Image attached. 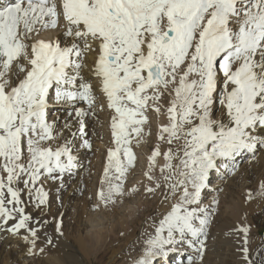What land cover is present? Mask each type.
I'll list each match as a JSON object with an SVG mask.
<instances>
[{"label":"snow or ice","instance_id":"obj_1","mask_svg":"<svg viewBox=\"0 0 264 264\" xmlns=\"http://www.w3.org/2000/svg\"><path fill=\"white\" fill-rule=\"evenodd\" d=\"M57 30L60 35L41 38ZM90 54L91 75L113 113L106 187L98 192L94 210H111L139 192L137 185L125 190L137 159L132 142H142L148 111L161 115L167 96L168 122L159 126L158 140L179 147L163 153L160 179L153 175L159 145L152 151L144 173L152 183L144 193L155 196L163 187L161 203L174 202L152 221L153 233L136 264H159L188 250L195 255L186 257L187 264H203L219 204L216 197L203 203L210 174H233L239 157L255 160L264 150V0H11L0 5V241L22 239L33 257L56 246L45 233V246L37 249L38 234L49 222L26 211L29 204L37 211L47 204L40 181L63 182L77 169L69 137L79 134L83 146L92 148L84 138L85 118L96 116L98 100L82 74ZM58 139L63 144L53 148ZM260 189L264 195V182ZM252 198L249 192L246 200ZM251 228L243 223L233 229L241 264H264V243L250 254ZM55 232L63 236L60 222Z\"/></svg>","mask_w":264,"mask_h":264},{"label":"bare ground","instance_id":"obj_2","mask_svg":"<svg viewBox=\"0 0 264 264\" xmlns=\"http://www.w3.org/2000/svg\"><path fill=\"white\" fill-rule=\"evenodd\" d=\"M7 2L11 1L8 0ZM58 31L59 30L55 32H46L42 35L41 38H54L60 35ZM85 63L87 67L83 69L82 74L86 80L92 82L98 100L96 116H89L85 118V132L88 127H91L93 129L96 126L98 119L102 117L103 120L106 121L103 122V124H105V127H103V129L105 130L107 128L108 133L111 136L110 120L113 113L110 109L107 108L106 99L103 97L102 93L99 92L98 82L94 77H92L90 72V69L94 63V55H88L85 59ZM101 104L103 105L104 110H100L99 105ZM83 106L87 107L86 105ZM106 111H109L108 114L104 113ZM161 113L162 114L159 116H157L156 114L157 118L153 119V121H155V128L153 129L158 130L160 125L166 124L168 122L165 112L161 111ZM62 124L63 121L61 125ZM97 127L101 128L98 125ZM73 131H75V127L73 128ZM156 134V136H158V131L156 132ZM65 135L67 136L68 133L65 132ZM69 139H73V143H75V145H83L82 141L79 139V134H77L76 138L69 137ZM145 139H147L146 135L142 137V142L140 143L141 146H139L145 150L144 154L148 158L151 155V151H153L157 147V145H159V143L157 142V137H152V142L154 144L153 150L149 148L146 149ZM111 140L112 137L110 138L109 142L107 141L108 143L105 140L101 141L98 139L97 141V144L99 146H101L102 144L105 145L106 149L103 152L106 154V156L107 149L109 147H113ZM63 142V139H58V141H53L51 146L55 148L57 146V143L63 144ZM133 142H135V140H133ZM167 150L168 148L164 151L162 150V153L166 152ZM73 155H75L76 157L78 156L77 154H75V152H73ZM106 156L105 158L101 159L102 161L99 164H96L94 162V159L92 161L95 164V167L98 168V172L100 171L98 173L99 180H101V178H104ZM244 157H246L248 160L246 163H244L242 168L235 170L233 174L226 175L224 177L226 178V180H223L224 182H222L220 186L216 187L213 190L214 194H216V198H219V203L221 206H218L220 208H218V212L214 216L211 223V228L209 229L207 251L204 256L203 264H241L240 254L237 251V235L235 232H233V229H235L238 224L247 223L252 225L251 232L248 237V247L250 248V254L254 253L255 250L262 243H264V230L262 231L260 236H258L257 234L255 235L256 230H262V227H264V195L260 194V185L262 182H264V150H260L256 153L255 160H252L246 154L245 156L238 158V163L243 160ZM81 158V162H79L80 158H77L78 167L85 162V156L82 155ZM141 163H138L139 167L142 168L141 174L138 177L132 179V183L128 184L125 190L127 191L132 186L137 185L138 187H140L139 189L141 196L144 197L146 196V194L144 193V186L149 185L152 182L149 181L145 177V175H143L146 171H148L149 168L148 159L146 160L145 158V160ZM164 163L165 160L163 158L157 157L156 168L153 171V175L158 176L156 177L157 179L161 178L159 169L164 165ZM136 165L137 163H135V166L130 169L128 174H131L134 170H139L138 167L135 168ZM102 166H104L103 169ZM72 174H74V178H71V175L69 176L66 174L64 176L63 182H61L60 180L53 181L49 179L45 180V183H42L44 190L48 193L47 205L43 206V211L35 210L31 206V204H29V206L26 208V211L31 213L34 217H39L42 221L47 220L49 222L38 234L40 237V239L38 240L40 245L37 244L39 245L37 246V249L38 247L45 246V233L48 236L52 237L54 245H56L55 247H46L44 255L45 253L47 254L45 256L42 255V260H38L34 264H113L114 261L117 260L116 258L120 253H118L119 246L116 247V242L123 241V243H126L134 234H136V226L139 223V220L143 219L144 213H148L150 215L151 213L156 212V210L167 207V205L163 206L160 200L164 191V189L161 188L160 194L158 196H151V199L142 200L141 202H139L140 204L137 213L131 212L132 210L128 212V218L126 219V221H124V218L122 221L113 220L111 224L109 223L110 228L104 225L101 228L95 229L93 236H83L79 234V230L76 227L81 225L82 219H84V223L86 221H90V210H92L93 206L98 202V193L96 192V196L94 195L95 198L93 199L92 203L90 201L91 199L89 194L90 188L88 186L86 178H84L83 174L80 173L79 170H74ZM67 183H70L69 189L63 197L59 196V191L61 190V188L63 189V186ZM98 184L99 186L95 188L96 190H98V192L100 191L101 187H106V184L103 183L102 185L100 181ZM85 185L87 186V189L86 192H84V197L80 198V203L78 206L74 205L73 201L75 197L78 194H81L80 192H82V189L84 190ZM249 192H251L253 197L251 201L246 200V196ZM25 198L27 201L28 197L26 194L23 195L24 200ZM127 207L131 208L132 206H126V208ZM106 215L108 216V214ZM58 222L61 223L62 231L64 233L63 236H59L55 232V227ZM67 222L68 225L72 222L74 223V225L71 226L70 233L67 232V227L65 225V223ZM151 228H153L152 225H146L143 229H141L140 235H142V238L143 236H147V234L152 233ZM73 231L77 234L72 235ZM139 242H142V239L136 241V243ZM10 244H13L15 246V249L11 246L9 247ZM16 246H21L19 252L16 251ZM21 253L23 255L20 258ZM187 254L192 255L194 253L191 250H188L186 254L183 252L182 258L181 254L177 256L169 255L170 259H168V261L166 262L167 264H182V262L183 264H187ZM141 255H139L138 258H140ZM39 256L41 255H38V257ZM27 257L28 254L26 252V245L23 244L22 239L9 237L7 240L0 241V264H25ZM137 260H135L132 264H136ZM169 260H171L170 263Z\"/></svg>","mask_w":264,"mask_h":264},{"label":"rangeland","instance_id":"obj_3","mask_svg":"<svg viewBox=\"0 0 264 264\" xmlns=\"http://www.w3.org/2000/svg\"><path fill=\"white\" fill-rule=\"evenodd\" d=\"M58 33H59V31H58ZM168 102H169V97L165 96L164 99H163V105H164V107L161 109L162 112H165V110H166V108L168 106ZM53 112L54 113H52V115H57V112H56L55 109H53ZM108 112L109 111H106L104 113H107L108 114ZM59 114L61 116H63V112H61ZM147 115L149 117V122H148V124L145 125V130H144V133L145 134L143 135V136L146 135V137H147V139H145V141H146V149L149 148V149L153 150L154 144L152 142V140H153L152 137H157V142L160 145L159 146V149H160V152H161V155L158 156V158H163L164 159L162 152L165 149H167L169 147H172V148L176 149V148L179 147V145L176 144V143H174L173 145L170 146L166 142L158 141V136H156L157 135L156 132L158 130L153 129V128H155V126H154L155 121H153V119H156L157 118L156 113H154V111L149 110L148 113H147ZM50 119H51V117H50ZM62 121L63 120L61 119L60 120V124L62 123ZM103 122H106V121H104L103 118L101 117V118L98 119V122H97L96 126L93 129L91 127H88L86 129L87 135L85 137H87L86 139H89L91 141V143H92V148L90 150L88 148H85L83 145L82 146L81 145H78V144L75 145V143H73V146H72L73 152H75V154L78 155L77 158H80L79 159V162H81V159H82L81 156L82 155L85 156V162H84V164L82 163L78 167V169H75V170L76 171L79 170V172L83 174L84 178H86V180L88 182V186L90 188L89 194H90V199H91L90 201L92 203H93V199L95 198L96 194L98 193V190H96L95 188H97L99 186V184H98L99 181L101 183L103 181V178H101V180H99L98 173L100 171L98 172V168L95 167V164L92 161L94 159V162L96 164H99L102 161L101 159L105 158V156H106V154L103 152L106 149L105 145L102 144L101 146H99L97 144V141L99 139L101 141H104L105 140L106 142L107 141L109 142V140L111 138V136L108 133V129L107 128L105 130L103 129V127H105V124H103ZM97 125L100 126L101 128L97 127ZM106 136H107V138H106ZM139 145L141 146V144H139ZM139 145H137L135 142H132V148H133V151H134V153H135V155L137 157L136 162H135V163H137V165H136L135 168L138 167L139 170H136V171L134 170L131 174H128L127 175L126 180H125V188L128 186V184L132 183V179L138 177L141 174L142 168L139 167V164L138 163H141L142 161H144L145 158H146V160L148 159L147 156L144 154L145 153V150L142 149ZM151 153H152V151H151ZM247 160L248 159L246 157H244L243 160H241L238 163V166H237L236 170L241 169L242 166L244 165V163L247 162ZM103 168H104V166H102V169ZM84 174H86V175H84ZM73 175L74 174H71L70 177L71 178H74L75 176H73ZM155 177H158V176L155 175ZM210 180H211V184H210L209 188L206 189L204 191V193H202V198H203V203L204 204H208L214 197H216V194H214V191L213 190L216 187L220 186L222 184V182H224L226 180V178H224V177L222 178L220 174H218L215 171H213L210 174ZM42 183H45V180L44 179H42L40 181V184L41 185H42ZM102 185H103V183H102ZM69 187H70V183L65 184L63 186V189L61 188V190L59 191V194H60L59 196L63 197L64 194L69 189ZM161 188H163V187H161ZM86 189H87V186L85 185L84 186V190L82 189L81 190L82 192H80L81 194H78L75 197V199L73 201L74 202V205H77V206L79 205L80 198L81 197H84V192H86ZM159 194H160V190L157 191V193H156L155 196H158ZM140 196H141L140 190H139V192L135 193L134 195H132L130 197L129 196H126L124 198V200H123V203H119L118 202L117 205L113 206L111 210L101 209V210L97 211V210H94V206H93L92 210H90V214H91L90 215V221H86L84 223V219H82L81 225L78 226V227H76L79 230V234H81L83 236L84 235L93 236L95 229L101 228L104 225H106V226L109 227V225L112 223L113 220L122 221L123 218H124V221H126V219L128 218V216H127V213L128 212H130L132 210L131 212L137 213L138 208H139V204H140L139 202H141L142 200L151 199L153 197L152 195H146L144 197H142V196L140 197ZM25 200H26V198H25ZM160 200L161 201L163 200V196L160 198ZM218 200H219V198H218ZM165 202L162 203L163 206L164 205L165 206L167 205L166 208L164 207L165 209L163 208L164 211H163V209L156 210V212H153L150 215L148 213H144L143 219H140L139 220V223L136 226V230H137L136 234H134L129 241H127L126 243L125 242L123 243V241L116 242V247L119 246L118 253L120 252L121 254L120 253L118 254L119 256H117V258H116L117 260H115L113 264H132L135 260L138 259L139 255L142 254V251H143V249L145 247L144 241L148 238V235H149V234H147V236H143V238H142V235H140L141 234V229H143L144 226H146V225H152L153 226L152 221L154 219H159L162 214L166 213L169 210V208H170V204L172 202H174V201H171V202L165 201ZM167 202H168V204H167ZM59 206H60V204H59ZM126 206H132V207L131 208H129V207L126 208ZM218 206H221L220 203L218 204ZM218 208H220V207H218ZM123 213H124V215H123ZM106 214H108V216ZM148 216H150V217H148ZM97 224H99V225H97ZM257 224H258V222H257ZM65 225L67 227V232L70 233L71 232V226L74 225V223L72 222L71 224L68 225V222H67V223H65ZM210 228H211V224L209 226V229ZM152 230H153V228H151V232L153 233ZM263 230H264V227H262V230H256L255 231V235L257 234L258 236H260ZM75 234H77V233H75L73 231L72 235H75ZM139 239H142V242L136 243V241L139 240ZM37 244L40 245V243L38 241H37ZM39 245H37V246H39ZM10 246L12 248L15 247L13 244H10ZM133 246H134V248H133ZM20 247L21 246H19V247L16 246V251L17 252L20 251ZM184 253L186 254L187 252H184ZM46 254L47 253H45V255ZM180 254H181V258H182V254L183 253H179V254L178 253H172V254H170V256H172V255L177 256V255H180ZM22 255L23 254L21 253L20 254V258L22 257ZM42 255L45 256L44 253H43V254H41V256H39V257L37 256V258H35V257H33V256H31V255L28 254V257L26 259L25 264H34L38 260L41 261L42 260V257H43ZM192 255L194 256V254H192ZM187 256H188V254H187ZM169 257L166 260L161 259L159 261V264H167L166 261H168V259H170ZM170 262H171V260H169V263Z\"/></svg>","mask_w":264,"mask_h":264}]
</instances>
